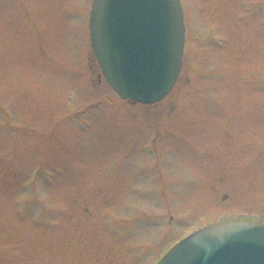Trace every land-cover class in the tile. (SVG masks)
Masks as SVG:
<instances>
[{"label":"rangeland","instance_id":"374dc122","mask_svg":"<svg viewBox=\"0 0 264 264\" xmlns=\"http://www.w3.org/2000/svg\"><path fill=\"white\" fill-rule=\"evenodd\" d=\"M182 2L180 76L145 105L106 82L91 0H0V264H155L264 217V0Z\"/></svg>","mask_w":264,"mask_h":264},{"label":"water","instance_id":"95a60500","mask_svg":"<svg viewBox=\"0 0 264 264\" xmlns=\"http://www.w3.org/2000/svg\"><path fill=\"white\" fill-rule=\"evenodd\" d=\"M91 41L124 99L162 100L178 79L185 28L176 0H96ZM162 264H264V225L228 222L193 233Z\"/></svg>","mask_w":264,"mask_h":264},{"label":"bare ground","instance_id":"6f19581e","mask_svg":"<svg viewBox=\"0 0 264 264\" xmlns=\"http://www.w3.org/2000/svg\"><path fill=\"white\" fill-rule=\"evenodd\" d=\"M182 4H183V2H182ZM183 10H184V13H185V7H184V5H183Z\"/></svg>","mask_w":264,"mask_h":264}]
</instances>
